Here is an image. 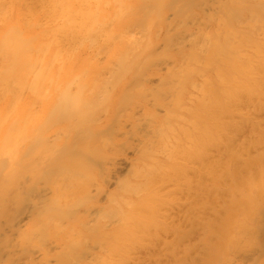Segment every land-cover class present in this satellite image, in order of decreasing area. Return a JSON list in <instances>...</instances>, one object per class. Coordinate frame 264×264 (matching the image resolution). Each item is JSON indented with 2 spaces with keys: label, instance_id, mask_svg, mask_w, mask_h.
I'll use <instances>...</instances> for the list:
<instances>
[{
  "label": "clouds",
  "instance_id": "1",
  "mask_svg": "<svg viewBox=\"0 0 264 264\" xmlns=\"http://www.w3.org/2000/svg\"><path fill=\"white\" fill-rule=\"evenodd\" d=\"M0 264H264V0H0Z\"/></svg>",
  "mask_w": 264,
  "mask_h": 264
}]
</instances>
